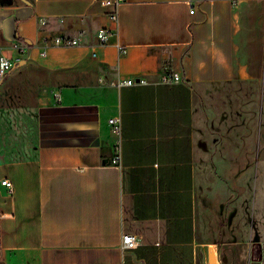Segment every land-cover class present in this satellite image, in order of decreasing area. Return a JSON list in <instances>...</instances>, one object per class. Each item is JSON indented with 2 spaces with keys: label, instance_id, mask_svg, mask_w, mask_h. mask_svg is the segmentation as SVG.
<instances>
[{
  "label": "crops",
  "instance_id": "1",
  "mask_svg": "<svg viewBox=\"0 0 264 264\" xmlns=\"http://www.w3.org/2000/svg\"><path fill=\"white\" fill-rule=\"evenodd\" d=\"M110 10L0 0V47L28 44L0 81V264H240L197 208L196 127L210 88L264 54V0H125L118 25ZM99 27L115 30L104 45ZM55 36L82 43L42 54Z\"/></svg>",
  "mask_w": 264,
  "mask_h": 264
},
{
  "label": "rangeland",
  "instance_id": "2",
  "mask_svg": "<svg viewBox=\"0 0 264 264\" xmlns=\"http://www.w3.org/2000/svg\"><path fill=\"white\" fill-rule=\"evenodd\" d=\"M252 55L244 72L210 88L196 127L197 208L240 264L251 248V264H261L264 244V54Z\"/></svg>",
  "mask_w": 264,
  "mask_h": 264
},
{
  "label": "built area",
  "instance_id": "3",
  "mask_svg": "<svg viewBox=\"0 0 264 264\" xmlns=\"http://www.w3.org/2000/svg\"><path fill=\"white\" fill-rule=\"evenodd\" d=\"M104 4L111 6V10L109 11L108 15L110 19L118 25L119 22V16H120V8L122 4L125 2V0H101ZM190 11H193V8L190 9ZM114 29L109 27H99L96 31V38L98 41V44L104 45L108 42L109 37L114 33ZM81 40L76 36H55L51 38V40H46V43L44 45V50L42 51V54H45L46 48L49 46H74L81 44ZM14 47L17 49L18 57L13 58L9 55H7L3 49L0 47V81L8 74V72L19 62L20 55L25 52L28 44L25 41H15ZM118 52L120 55H123L126 52V48L123 45H118ZM95 54V52H94ZM181 79V76L178 73H163L160 76V81L165 83H172V82H178ZM132 79H127L121 83H132ZM139 83H147L148 80L145 77H141L138 79ZM109 123L111 125L112 133L117 137L116 140V146L119 147V140H120V134H121V125H120V119L118 116H113L109 118ZM114 163L117 165H120V152L119 149H117V153L115 154V157L113 159ZM1 184L6 186L9 190L12 188V182L5 178L1 180ZM139 239L132 233H124L122 235V241H121V249L122 250H129L134 248Z\"/></svg>",
  "mask_w": 264,
  "mask_h": 264
},
{
  "label": "water",
  "instance_id": "4",
  "mask_svg": "<svg viewBox=\"0 0 264 264\" xmlns=\"http://www.w3.org/2000/svg\"><path fill=\"white\" fill-rule=\"evenodd\" d=\"M209 259H210V260H214V256H213V253H212V252H210Z\"/></svg>",
  "mask_w": 264,
  "mask_h": 264
}]
</instances>
